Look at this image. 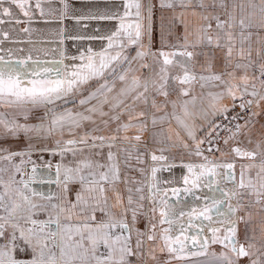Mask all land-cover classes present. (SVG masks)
<instances>
[{"label":"snow or ice","instance_id":"snow-or-ice-1","mask_svg":"<svg viewBox=\"0 0 264 264\" xmlns=\"http://www.w3.org/2000/svg\"><path fill=\"white\" fill-rule=\"evenodd\" d=\"M4 0H0V15L12 16V10L10 7H2ZM12 5H15L23 13L24 16L31 19V8L29 6V0H10ZM191 5V0L185 4L184 0H181V7H188ZM162 6H165L162 4ZM167 7H173L172 4H167ZM198 6L202 9L208 7L216 8V0H212L211 4H206L204 0H199ZM35 7L40 10L43 15L44 9L41 7L40 0H36ZM141 4L139 0H131V2L125 4V12L123 16H117L115 14H98L88 17H77L78 20L83 19H97V20H119L118 29L108 35L107 37H99L101 39H107V48H105L99 54L92 53L91 49H88L89 55L85 57L83 54L80 59L83 63L77 68L72 66L69 70V66L63 65L62 61H55L51 66H43L37 64L35 67L29 66L26 60H19L16 63L4 61L3 57H0V101H5L8 104H46L54 105L57 101L65 100L69 96L74 95L80 90V87L87 83L93 78H103L105 71L111 69L112 73L115 74L114 62H129L128 58L117 51L115 55H112L109 50L113 49L119 42V46L123 48V43L126 38L128 45L138 44L141 41L143 35V24L142 20L144 17L141 15ZM220 8L227 10V5L224 0H220ZM236 5H232V11L227 12L228 19L221 20L219 15H202L203 20L215 19L216 28L223 33V36L217 35L215 40V47H221L220 40H225V47H227V64H231V57L233 48L235 47V39L231 29L235 27V9ZM239 7L243 10L244 5L241 4ZM250 7L253 12L249 14L248 23L245 22V18L239 20V27L243 30L246 28L253 27L252 17L256 15L258 9L260 20L259 27L264 28V0H259V4H251ZM65 13L67 14L68 5H64ZM135 8V16L137 18L135 24L126 23V18L132 15L130 9ZM196 15V13H193ZM151 15V9H149V20ZM0 23H4L0 20ZM19 23V21H17ZM211 24L201 26L198 31L204 35L199 37L200 40L206 39L209 46L213 44V37L208 35L211 31ZM225 28L228 31H225ZM151 25L149 24L148 31L150 33ZM28 31V29H24ZM5 35H7L5 33ZM251 33H249V36ZM243 37V31L241 32ZM82 38V37H76ZM243 39L241 44H243ZM185 45H187V36H185ZM141 47H143L141 45ZM149 53L141 50L137 52L136 58H144ZM259 55V53H257ZM153 56L156 53H152ZM159 55L164 56V63L170 64L172 61L168 59L170 55L174 56L176 53H164L161 52ZM179 55L187 56L191 58L192 52H181ZM249 58V63L246 65L236 64L235 69L248 68L251 66L252 61L251 50L249 49L246 53L243 47L239 50V56L244 59L245 56ZM30 59V58H29ZM135 59V58H134ZM141 67H148L147 64H142ZM260 79L261 87H264V63L260 64ZM207 75L201 74L199 80L202 81L201 87H205L208 84H220L229 85L228 81L224 80V75H227L231 79H236L235 70L227 71V66L223 72L217 73L212 71V66L209 65L204 69ZM121 82H125L128 79V71L118 76ZM182 84H190L196 80V76L190 75L187 70L182 78H177ZM245 82L244 94L252 97L259 96L260 100H264V95H260L256 90L255 83L252 84V91L248 92L247 88V75L240 77ZM153 87L155 88V81H152ZM143 88V91H138L139 88ZM235 86L229 85L227 87V93L235 100L236 94L233 90ZM115 83L109 86L107 81L100 84L99 87L88 94L87 97L79 100L81 106L90 103L92 100H98L100 96H104V99L100 101L99 108L93 106L86 109L88 113H99L101 117L107 116L109 113L105 112L104 106H109V111H115L120 109V112L112 116L113 120H118L120 115L127 112L129 117V123L122 125L124 131H127L131 126V120L139 119L143 117L145 113L139 112L136 116L132 115V111L138 101H143L147 104L146 94L149 91V82L146 80L141 84L139 77L133 76L131 84L120 88L118 94L109 100L107 93L113 92ZM164 85H160L161 94L167 97L168 93L162 91ZM134 93V94H133ZM182 96H188L189 90L184 89L181 91ZM210 107L214 110L217 109V102L223 98L224 93H209ZM243 95V94H242ZM131 97V103H126V100ZM242 98V97H241ZM193 101L195 97L192 98ZM189 101H184V116L189 117L192 114L188 111ZM248 106L253 103L252 100H248ZM257 106H259V100H257ZM153 108H156V102H152ZM235 106V105H233ZM245 104L240 105L241 109L245 108ZM175 107V105H173ZM159 110V109H157ZM221 114L225 115L229 111L228 107H221L218 109ZM215 114V112H213ZM255 115V113H253ZM175 116V112H173ZM178 123L186 130L187 136L196 141V135L194 129L180 117H175ZM27 119V116H25ZM161 120L164 117L160 118ZM237 119L236 117L232 118ZM92 120L91 115H85L83 113H74L71 110L65 109L62 113L55 114L50 122L49 127L46 129L48 135L53 134L56 130H61L63 135V129L67 127L70 134H73L75 129L81 127L82 121ZM107 123V121H104ZM153 125L157 123L155 117L152 119ZM247 123V122H246ZM0 125L3 126L5 133H11L12 138H18L19 133L23 131L25 134L33 131V128L26 124H18L15 121H7L0 119ZM42 127V126H41ZM146 125H140L139 130L143 131ZM213 127H219V125H213ZM236 133L240 130V125L237 124ZM39 131V128L36 129ZM119 131V129H117ZM232 132V129H228ZM179 137V133H177ZM7 137H0V139H6ZM116 136L105 137L96 136L85 133L78 140L69 139L64 142L65 146L61 150V156L63 158L64 152H71L73 156L77 152L83 153L86 148H96L97 141L100 142L99 146H104V142L115 141ZM124 140H128L129 137L124 136ZM139 141L141 137L139 135L132 137ZM171 139V137H169ZM89 140L92 141L89 144ZM57 145H60V141H56ZM204 143L203 140L196 142L197 156H202L200 151V144ZM211 144V141H209ZM224 143H228V139L224 140ZM107 159L108 164H102L98 161H91L88 159L79 161L75 168L65 167L64 175V187L63 196L55 197L48 195L42 197L43 199L51 202L53 199L61 200L60 204L50 203L49 205H38L33 203L27 195L24 194V190L28 189V182L24 179L17 180L15 175H9L7 181L4 180L3 174L7 171L4 168H0V187L3 188V193H0V264H133L131 259L133 256H143V252L140 251L143 246V237L145 231L148 233L147 239L154 241L156 239V223L155 212L156 208L151 209L152 216L146 225L145 231H141L136 227L138 218V209L143 208V204L139 203L136 207H132L134 204L133 197L131 195L132 189L129 188L127 191L129 195L127 197V203L129 207H124V198L120 193L117 185L120 182V169L115 161V154L111 151L114 147L113 143H108ZM31 147V144H29ZM184 147L187 148L188 144L185 143ZM162 151V150H161ZM208 151H212L209 147ZM219 151V149H217ZM233 151L237 156L247 157L254 160L257 153L252 151H241L240 148H234ZM0 153H6L0 156V159L7 160L9 162L17 156L21 155L20 152L11 151L8 147H0ZM55 154V153H54ZM262 161H264V152L260 153ZM166 157L161 155L157 156L155 153L152 155V160H165ZM206 161L204 164L194 165L187 164L185 167L190 175L183 178L186 187L181 190L178 188L172 189V196H175L177 200L180 199L181 191L187 196L191 195L194 199L204 201V206L201 208L192 207L190 211L185 212L182 208L178 209L176 205L169 204L167 194L160 198V225L167 224V228H163L161 231V239L163 240V247L161 251L165 249L170 254H175L177 259H185L191 257H199L208 255L209 242L207 239L201 240L200 237L203 235L204 221L211 222L213 218L226 219L227 217L235 214L236 208L231 205H227L225 202L228 199V193L218 186L213 178L216 175L217 167H224L226 171V179L229 182L235 180V176L232 172L234 165L229 163L226 165H217L213 161L209 160L208 157H203ZM60 165H57V180L56 183H60ZM252 165L241 166V180L240 187H245L244 184V172L246 168H251ZM157 169L153 168L152 173L155 177ZM16 172L19 173L20 169L16 168ZM23 174L21 173V176ZM257 178L259 179V190L257 196H264V162L260 166L259 172H257ZM70 183H78L79 187L75 190V199H68V192ZM13 185L16 187L13 188ZM107 186V187H106ZM249 187L256 188L255 185L249 182ZM155 187V185H153ZM201 187H206L211 192V195H205L203 197L197 196L194 190H198ZM111 191L115 203H109V196L107 193ZM142 189L137 188L136 192H141ZM156 193H154L155 195ZM32 195L35 196L37 193L33 190ZM5 197H8L10 203H5ZM140 201L144 200L143 195L139 197ZM210 201V202H209ZM260 200H257L259 203ZM51 211H48V209ZM119 208L120 211L117 213L113 209ZM37 209L48 211V218L46 220H40L35 218L37 215ZM131 212V222L129 221L128 213ZM184 215L189 216L188 223L180 224L177 231L178 234L175 237L170 235L172 226L176 220ZM194 220H199L200 224H194ZM193 228H198L199 231L194 232L191 236H186L185 233ZM11 229V231H9ZM212 232V243H221L224 248L228 249L235 257L236 261H233L228 257L227 253L221 252L219 255L212 253V256L216 260H226L227 264H237L243 257H248L250 264H261L260 258L251 259L254 253L250 252L249 249L255 247L253 244H249L247 248L243 244H239L236 240V226L233 224L227 229L228 234L220 239L217 235L221 229L210 228ZM133 233H135V245H133ZM191 241V248L188 247L186 241ZM135 248V250H134ZM22 253L23 256L18 255ZM155 259V257H152Z\"/></svg>","mask_w":264,"mask_h":264},{"label":"crops","instance_id":"crops-1","mask_svg":"<svg viewBox=\"0 0 264 264\" xmlns=\"http://www.w3.org/2000/svg\"><path fill=\"white\" fill-rule=\"evenodd\" d=\"M129 2L131 0H40L41 7L44 9L42 15L40 10L35 7L36 0H29L31 8V19H29V17L23 15L19 8L12 5L10 0H4L2 7H10L13 15H0V20L4 21V23H0V57H3L4 61L11 63H16L19 60H26L27 63L34 62L35 65L32 67L37 64L51 66L55 61H62L63 65L69 66V70L72 66L78 68L83 63L80 59L81 55L83 54L85 57L89 55L88 49H91L94 54H99L107 48V39L99 37H107L115 32L119 27V20H78L77 17H88L103 13L123 16L125 4ZM139 2L142 6L141 15L144 17L141 21L143 24V35L140 43L128 45L125 38L123 41L125 46L123 48L117 42L116 46L109 50L112 55L120 51L122 54L121 59L124 56L128 58L129 62H114L113 67L116 69L115 72H119L120 75L128 71L129 85L133 76L139 77L141 84L146 80L149 82V91L146 94L147 104L143 101H138L132 111L133 116H136L141 111L145 115L139 119L131 120L128 132L121 129L120 135L124 133L131 138L139 135L141 137L140 140L146 141L148 139L152 144L149 161H152L153 153L157 156H165L167 161L186 162L199 160L201 159L200 156L193 152L196 150V142L205 140L213 122L222 115L218 109L226 106L231 111L234 107L233 105L241 97L246 96L244 94L245 82L240 77L247 75L249 78L247 81L248 92L252 91V84L255 83L256 90L260 95H264V87H261L259 79H257L260 74L259 66L264 63V28L259 27L260 15L258 9L256 10V15L252 17L253 27L243 30L239 27L241 18H245V22L248 23L249 14L253 12L250 5L253 3L259 4V0H224L227 10L219 7L220 0H216V8L208 7L206 10L198 6L199 0H191V5L188 7H181V0H139ZM204 2L210 5L212 0H204ZM184 3L187 4L188 0H184ZM65 4L68 5L67 14H64ZM162 4L165 6H162ZM167 4H172L173 7H167ZM233 4L237 6L234 13L235 27L231 29L235 39V47L233 48L231 64H227L228 57L227 47L224 46L225 40H220L221 47H215L216 36L218 34L223 36V33L216 28L215 19L203 20L202 15L211 13L212 15H219L221 20H227L229 18L227 12L232 11ZM241 4L244 5L243 10L239 7ZM149 9H151L150 20ZM130 11L132 15L127 17L125 22L134 25L137 20L135 16L136 10L131 8ZM193 13H196V15ZM209 23L212 26L211 31L208 33V35L213 37L212 46H209L206 39H199L204 34L200 33L198 29ZM149 24L151 25L150 33L148 31ZM24 29H28V31H24ZM225 31H228V29L225 28ZM242 31L243 37L241 36ZM249 33H251L250 36ZM185 36H187V45H185ZM242 39L244 41L243 44H241ZM241 47L245 49L246 53L249 49L251 50L250 59L252 64L246 69H235L234 66L236 64L246 65L249 63L247 55L244 59L240 58L239 50ZM141 50L147 51L149 54L144 58H136L137 52ZM185 51L192 52L193 56L189 58L179 55V53ZM161 52L176 53V55L168 57L172 63L165 64V57L159 55ZM152 53H156V55L153 56ZM59 57L62 60H57ZM142 64H147L148 67H141ZM209 65L212 66V71L217 73L223 72L226 66L227 71L235 70L236 79L233 80L227 75L223 77L225 81L229 82V85L235 86L233 89L237 97L235 100L227 93L229 85L216 82L215 84L201 87L202 81L199 80V77L201 74H208L204 69ZM185 70L190 75L196 76V80L190 84L180 83L177 78H182ZM111 72V69H108L105 71L103 78L90 79L80 87V90L93 82L103 80ZM152 81H155V88ZM162 84L164 85L162 91L168 93L167 97L161 94L160 85ZM184 89L189 90L188 96L181 95V91ZM138 91H143V88H139ZM210 92L214 95L221 92L224 93L223 98L217 102V109L215 110L210 107L211 98L208 95ZM193 97H195L194 101ZM153 100L156 102V108L152 106ZM185 100L189 101L187 107L192 114L189 117L184 116L183 105ZM257 100H259V106L255 103L253 111L255 115L252 114L244 121L241 134L230 137L228 143L225 144L216 158L234 165L232 172L235 180L233 182L237 184V191L234 195V202L228 205L237 209L234 214L236 221L233 223L237 229L235 238L238 241V246L243 244L247 248L249 244L255 245L254 248L249 249L250 252L254 253L251 259L259 257L261 264H264V196L258 197L256 194L260 183L257 178V172H259L260 166L264 162L260 155V153L264 152V100H260L259 96ZM126 103H131V97L126 100ZM173 112H175V116H173ZM122 116L128 124L129 117L127 112ZM153 117L157 120L155 125L152 123ZM161 117H164V119L161 120ZM175 117H180L181 120H184L185 123L194 129L196 141L187 136L186 130L178 123ZM140 125H146L143 131L139 130ZM112 133L116 135L115 131ZM177 133H179V137H177ZM96 136L105 135L98 134ZM69 139L78 140L79 137ZM185 143L188 144L187 148L184 147ZM234 148H240L241 151L256 152V158L252 160L247 157L237 156L233 151ZM190 151L193 154H184V152ZM115 161L116 163L118 162L116 157ZM242 165H252L251 168H246L244 172L245 187L243 188L240 187ZM176 166L177 168L170 169L171 171L168 173L164 171L156 175L157 178L154 183L157 189L154 188V190L163 191L186 186L183 180L185 177L184 166ZM39 169L54 172L55 165L39 166L36 168V174ZM148 178L150 179L151 177ZM250 181L256 188L248 186ZM33 182L34 185L31 187V191L33 192L34 190L37 195L60 197L58 189L63 186L61 181L58 187H53L52 182L48 180H33ZM148 190L149 186L147 184ZM196 191L200 192H196V195L200 197L211 195V192L206 187H201L200 190ZM258 199L260 200L259 203H257ZM190 200L194 203L198 201L191 195L182 194L179 200L173 197L168 203L176 205L178 209L182 208L186 212L188 207H190L186 202ZM113 202L115 203V200ZM113 210L117 213L120 211L119 208ZM129 215L131 216L130 211ZM157 216L160 215L156 212V220ZM183 217H186L184 219H189L188 215ZM184 219L181 221H184ZM129 221L131 222V218H129ZM225 221L226 219L224 218L217 219L214 217L212 225L221 224ZM220 228L222 229L218 233V237L223 239L228 234V228ZM158 229L156 227V239L154 241H149L147 239L148 233L145 232L144 240L146 246L151 247L150 264H155L159 261V258L162 264H193L208 258L214 250L213 247L209 246L208 255L206 256L177 259L175 254L168 253L166 249L161 251L163 240ZM177 232V229H174L171 236L174 237ZM135 239V233H133V245H135ZM221 246L220 251L227 253L228 257L236 261V257L223 245ZM153 256L155 259L152 258ZM237 262L239 264H250L248 257H243Z\"/></svg>","mask_w":264,"mask_h":264},{"label":"rangeland","instance_id":"rangeland-1","mask_svg":"<svg viewBox=\"0 0 264 264\" xmlns=\"http://www.w3.org/2000/svg\"><path fill=\"white\" fill-rule=\"evenodd\" d=\"M120 75L119 72H112L103 80L93 82L92 84L85 86L74 95L69 96L67 101L60 100L57 101L54 105H46V104H31V103H21V104H8L5 101H0V119L7 120L9 122L15 121L18 124H26L29 127L33 128V131L25 134L23 131L19 133L18 138H12L11 133H5L4 128L0 125V137H7L6 139H0V147H8L11 151L20 152L21 155L15 156L11 162L7 160L0 159V168H4L7 171L3 174V178L5 181L8 180L9 175H15L17 180L24 179L27 181L30 176L29 173L31 170L36 169L39 166L46 165H60L61 170V183L64 181L65 175V167H73L75 168L79 161L88 159L91 161H98L102 164H108L109 161L107 159L109 148L108 143H113L114 147L111 148V151L116 155L117 164L120 169V182L117 187L120 190L121 195L124 198V207H129L127 203V197L129 192L127 189H132V197L134 204L132 207H136L137 204L142 203L143 208L138 209V218L136 222V227L141 231H145L146 224L149 222L150 217L152 216V203L153 200L147 195V184H148V172H149V153L151 151V143L147 139L145 140H135L130 136L124 134L120 135V130H124L122 125L127 124L123 116L120 115L118 120H113L111 117L117 115L120 112V109H116L115 111H109V106H104V111L108 112L107 116L101 117L99 113H88L86 109L96 106L99 108L100 101L104 99V96H100L98 100H92L90 103L81 106L79 104V100L88 96L90 92L95 91L100 84L107 81L109 86H112L115 83V88L113 92L107 93L109 100L115 97L120 88L126 87L129 85V80L122 82L118 79ZM129 99V98H128ZM129 101V100H128ZM65 109L71 110L74 113H83L85 115H91L92 120L82 121L81 127L75 129L73 134H70L67 127L63 129V135H61V130H56L53 134L48 135L46 129L49 127L51 120L53 119L54 113L59 114L62 113ZM27 116V119H25ZM107 121V123H104ZM42 126V127H41ZM39 128V131L36 129ZM119 129V131L117 130ZM115 131L116 135L112 132ZM128 132V131H127ZM85 133L91 135H105V137L116 136L117 139L113 141L106 140L104 142V146H99L100 142L97 141L96 148H86L83 153L77 152L75 156L72 155L71 152H64L63 158L61 156V150L64 148V142L67 139L72 137H81ZM129 137L128 140H124L123 137ZM60 141V145L58 146L56 141ZM92 141L89 140V144ZM31 144V147H29ZM223 149V148H222ZM221 149V150H222ZM219 153L216 154L218 157ZM194 152V151H193ZM55 153V154H54ZM6 153H0V156L5 155ZM184 154H193L190 152H184ZM16 168L20 169V172H16ZM21 173L23 174L21 176ZM32 173V172H31ZM30 178V177H29ZM16 185H13V188ZM63 186L58 189V195L63 196ZM68 199H75V190L79 187L78 183H70L68 185ZM136 188L142 189L141 192H136ZM0 193H3V188L0 187ZM109 193V194H108ZM107 193L109 196V203H114L113 193L110 191ZM24 194L29 197V199L38 205H49L50 203L60 204L61 200L53 199L49 202L46 199H43V196L32 195L31 186L29 185L28 189L24 190ZM143 195L144 200L140 201L139 197ZM112 196V197H111ZM5 203H10L8 197H5ZM48 211H51L49 208ZM48 211L37 209V215L35 218L40 220H46L48 218ZM131 213V212H130ZM0 214H4L0 212ZM128 217L131 216L128 213ZM188 221L189 219H184ZM184 221V222H185ZM236 221V219H234ZM156 220V212H155V221ZM224 223V222H223ZM213 224L212 228L216 227H227L229 224ZM11 231V229H9ZM146 232V231H145ZM136 238V237H135ZM145 236L143 237V246L140 251L143 252V256H133L131 259L134 264H150V255H151V247L146 246ZM213 251L211 255L201 260L200 262H196L193 264H227L226 260H216L212 253H216L219 255L221 253L220 248L221 245H212ZM218 247V248H216ZM135 250V249H134ZM18 255L23 256L22 253H18ZM230 258V257H229ZM161 259L155 264H162ZM233 260V259H232ZM237 264H239L237 262Z\"/></svg>","mask_w":264,"mask_h":264},{"label":"built area","instance_id":"built-area-1","mask_svg":"<svg viewBox=\"0 0 264 264\" xmlns=\"http://www.w3.org/2000/svg\"><path fill=\"white\" fill-rule=\"evenodd\" d=\"M259 82H260V79H259ZM257 99H258V96L257 97H252L250 95L244 96L243 98L239 99L236 102L235 106L233 107L231 111L226 113L227 118H225V115L222 114L220 117H218L213 122V124L211 125L208 131L207 136L205 137L204 143L200 146V151L202 152V156H200L201 159L194 160V161H186V162H175V161H167V160H157V161L150 160L149 161L150 166H149L148 173L152 172L153 168H158L159 170H163L167 166L181 165L185 167V165L187 164H194V165L204 164L206 163V161L203 159V157H208L209 160L213 161L217 165L229 164L230 162H224V161L218 160L216 158V154L219 153V151L225 146V143H224L225 139H229L232 136H237L241 134L242 125L244 121L253 114L254 106H255ZM248 100L253 101L251 106L247 105L246 102ZM242 103L246 105L244 109H241L240 107ZM233 117H236L237 119L233 120L232 119ZM237 124L241 126L240 130L238 133H236V135H233L232 133L236 132L235 126ZM213 125H219V127L214 128ZM229 128L232 129V132L228 131ZM209 141H211V144L209 143ZM209 147H211L212 151H208ZM217 149H219V151H217ZM194 152H196V150H194ZM149 158H151V153H149ZM226 171L227 170L222 166L217 167L216 175L213 179L217 181L218 184L214 186H218L219 188L227 192L229 203H232L234 202V195H235V192L237 191V184L234 182H229L226 179ZM188 175L190 174L187 173V176ZM178 189L183 190L184 188L180 187ZM194 191L198 192L196 190ZM147 192H148L147 195L153 200L152 209L156 208V212L161 208V204L159 203L160 198L163 197L165 193L167 194V199H169L172 196V189H166V190L160 191L159 193H157L158 191L156 190H153V192L148 190ZM154 193L156 194L154 195ZM181 194H184L183 191H181ZM184 218L186 217H183V219ZM183 219H180L178 222H176V226H179L182 222H184L185 220L181 221ZM234 219L235 218L233 217L232 219H230L229 221H225L224 223L231 225L234 222ZM206 233H207V230H205V234Z\"/></svg>","mask_w":264,"mask_h":264},{"label":"water","instance_id":"water-1","mask_svg":"<svg viewBox=\"0 0 264 264\" xmlns=\"http://www.w3.org/2000/svg\"><path fill=\"white\" fill-rule=\"evenodd\" d=\"M57 60H62V58L61 57H59ZM28 65H30V66H33V65H35L34 64V62H28L27 63ZM66 64V63H65ZM178 167H181V166H178ZM183 167V166H182ZM173 168H177V166H167L166 168H164L163 170H159L158 168H156L157 169V171H156V174H155V177H153V175H152V177L150 178V180H149V182H148V186H149V190L151 191V192H153V190H154V188H156V186L155 187H153V184L155 185V183H154V180L157 178L156 177V175L158 174V173H160V172H164V171H166L167 173L169 172V171H171L170 169H173ZM184 169H185V176L187 175V173H188V170H187V168L186 167H184ZM32 172V173H31ZM31 172L29 173V177H28V179L27 180H31L32 182H33V180H37V181H45V180H48V181H51L52 182V186L53 187H55V186H59V184H57L56 183V180H57V164L55 165V169H54V172H48V171H46V170H43V169H39V170H37V174H36V169L34 170H31ZM59 179H61V174H60V177H59ZM28 185H30L31 187L33 186L32 184H28ZM179 187V186H178ZM186 186H184L183 188H185ZM180 188V187H179ZM157 189V188H156ZM160 191L158 190V192L157 193H159ZM206 192V191H205ZM181 196H182V194H181ZM173 197H175V196H171L169 199H168V201L169 200H171ZM210 202V201H209ZM188 205H190V207H188V209H187V211L186 212H188V211H190V209L192 208V207H196V208H201V207H203L204 206V201L202 200V199H200V200H198L197 201V203H194V202H192L191 200L190 201H188V202H186ZM227 205L229 204V200L227 199L226 200V202H225ZM157 214H159L160 215V209L157 211ZM158 218L160 217V216H157ZM234 217V214L233 215H231V216H229V217H227L226 218V221H229L230 219H232ZM157 218V228H159L158 230H159V232H160V235H161V231H162V229L163 228H167L168 227V225L167 224H164V225H160V223H159V220H160V218L158 219ZM183 217H180V218H178L177 220H176V222H178L180 219H182ZM189 221V220H188ZM188 221H185V222H183V223H181V224H187L188 223ZM176 222H175V224L172 226V231H171V233L173 232V230L174 229H178V226H176ZM196 222V223H195ZM193 223L194 224H197V225H199L200 224V221L199 220H194L193 221ZM234 223H232L231 225H228L227 227H225V228H229V227H231L232 225H233ZM177 227V228H176ZM210 228H212V221L211 222H209V221H204V227H203V235H202V237H200V239L201 240H203V239H207L208 240V242H209V246H212V245H222L221 243H219V242H217V243H215V244H213L211 241H212V232H210ZM216 229H222V228H220V227H216ZM205 230H207V233L205 234ZM197 231H199V229L198 228H196V230H194V228L193 229H191L190 231H188V232H186L185 233V235L186 236H191L194 232H197ZM171 233H170V235H171ZM178 234V232L175 234V236ZM217 235H218V233H217ZM174 236V237H175ZM186 243L188 244V247L189 248H191V241L189 240V241H186Z\"/></svg>","mask_w":264,"mask_h":264},{"label":"bare ground","instance_id":"bare-ground-1","mask_svg":"<svg viewBox=\"0 0 264 264\" xmlns=\"http://www.w3.org/2000/svg\"><path fill=\"white\" fill-rule=\"evenodd\" d=\"M152 172H150V173H148V177H152ZM148 180H150L149 178H148ZM27 182H28V184H32V185H34V182H32L31 180H27Z\"/></svg>","mask_w":264,"mask_h":264}]
</instances>
